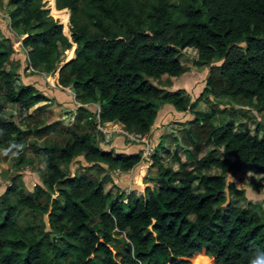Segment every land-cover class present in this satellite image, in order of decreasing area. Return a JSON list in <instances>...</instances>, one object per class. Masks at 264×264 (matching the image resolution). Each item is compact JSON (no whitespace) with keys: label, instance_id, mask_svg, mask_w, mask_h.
I'll use <instances>...</instances> for the list:
<instances>
[{"label":"trees","instance_id":"16d2710c","mask_svg":"<svg viewBox=\"0 0 264 264\" xmlns=\"http://www.w3.org/2000/svg\"><path fill=\"white\" fill-rule=\"evenodd\" d=\"M54 1L57 10H69L70 39L42 0H0V9L12 6L10 26L25 34L22 45L35 69L53 72L75 44L59 83L71 87L81 103L72 124L55 130L38 124L24 131L7 120L4 105L29 110L48 98L31 85H16L15 74L3 68L9 53L0 42V150L14 166L33 164L26 151L43 166L33 192L24 193L11 178L0 195V264H251L264 254V215L251 203L227 201L225 193L227 188L242 194L226 184V174L251 169L264 175V135L236 133L229 122L214 125L213 111L194 112L184 128L196 171L178 182L176 172L154 156L161 171L157 187L109 201L102 180L65 172L77 157L122 172L143 160L139 153L103 150L92 134L95 123L118 122L141 136L150 132L162 104L186 111V90L163 91L148 81L184 73L178 52L186 48L196 51L197 63L221 60L210 66L209 95L264 106V0ZM86 103L99 104L96 120ZM42 136L50 138L38 146L35 139ZM202 142L213 148L197 158ZM217 148L222 155H215ZM194 181L203 192L193 190ZM116 236L122 237L118 258Z\"/></svg>","mask_w":264,"mask_h":264},{"label":"rangeland","instance_id":"374dc122","mask_svg":"<svg viewBox=\"0 0 264 264\" xmlns=\"http://www.w3.org/2000/svg\"><path fill=\"white\" fill-rule=\"evenodd\" d=\"M43 8L47 9L54 19L62 24L61 20L54 16L51 11L49 0H42ZM52 6L55 8V1ZM12 6H4L0 9V42L5 49H8L7 60L3 68L15 74L16 85H31L40 93L44 94L48 100L35 104L29 110H25L19 104L9 103L3 107V116L10 121L17 123L20 128L26 131L34 125H47L55 130L58 127H67L72 124L74 112L81 105L75 101V94L71 87H64L59 83V70L68 62L67 50L63 52L62 62L51 73H43L35 69L29 61L28 49L22 45L25 37L20 30H14L10 26L8 14ZM68 30L63 33L70 39L69 10ZM74 48V44L71 46ZM180 61L186 66V71L176 78L161 76L159 78L150 77L148 81L161 88L163 91L184 89L190 96L188 109L184 112H178L171 104H162L159 107L157 117L149 133L145 135L135 134L127 131L124 126L118 122L98 123L92 134L96 136L98 145L106 151L113 150L118 153H139L143 160L133 169L122 172L116 168H109L105 164L97 169L94 164L86 162L82 157H77L65 166V172L69 176L86 175L94 179L103 181L104 193L109 194V201L117 198L120 194L135 196L145 194V188H156L161 173L159 167L153 164V157L157 156L158 162L176 172V182L183 178L185 173H194L196 171L195 161L189 160L186 150H192V147L183 139L184 128L194 120V112L213 111L215 116L211 119L214 125L229 122L233 124V130L236 133H245L250 131L262 139L264 135V106H257L253 102H232L228 97L215 98L207 93L206 78L210 66L221 64V60L214 59L209 64H200L196 62V51L193 48H186L178 52ZM70 60V59H69ZM90 110L92 118H96L99 104L86 103L84 105ZM234 108V109H233ZM227 110L226 113H223ZM228 111L235 112L234 116L227 115ZM95 113V114H94ZM93 114L95 116H93ZM27 115H32V119H24ZM96 120V119H95ZM86 123V121H83ZM259 128V131L256 130ZM201 139L203 134H199ZM45 138H36L38 146H42ZM32 142L34 139H27ZM205 142L200 145V152L195 154L197 158L204 156L213 146L205 148ZM164 146V147H162ZM218 149V148H217ZM215 153L216 156L222 155V149ZM124 151V152H123ZM167 151V152H165ZM8 152L0 150V195L3 194L9 186L11 178L24 189V193L33 192L35 185L41 184L40 175L43 172V166L39 159L30 151H26V157L32 159L33 164L23 166H14L8 158ZM181 164H184L182 166ZM205 172V170L203 171ZM211 173H220L218 169H211ZM226 184L234 183L235 188L242 194L234 193L225 189L227 201L246 206L251 203L254 210L264 215V175L251 169H245L236 176L226 174ZM195 192H203L198 181L193 182ZM57 192L53 195L55 197ZM108 201V202H109ZM28 214L22 212L21 214ZM44 221L47 219L43 216ZM124 236V234H122ZM112 247L116 258L121 254L122 237L116 236L112 240Z\"/></svg>","mask_w":264,"mask_h":264},{"label":"bare ground","instance_id":"6f19581e","mask_svg":"<svg viewBox=\"0 0 264 264\" xmlns=\"http://www.w3.org/2000/svg\"><path fill=\"white\" fill-rule=\"evenodd\" d=\"M49 1H50V4H51L52 14L61 20L62 24L64 25V31H67L68 30V26L66 24L67 21H68L67 11L65 9H63V10H57L56 7L54 8L52 6L54 0H49ZM73 50H74V48L71 47V49H69L67 51V59L68 60L73 57Z\"/></svg>","mask_w":264,"mask_h":264},{"label":"clouds","instance_id":"9594fccd","mask_svg":"<svg viewBox=\"0 0 264 264\" xmlns=\"http://www.w3.org/2000/svg\"><path fill=\"white\" fill-rule=\"evenodd\" d=\"M251 264H264V254L256 256V258L251 261Z\"/></svg>","mask_w":264,"mask_h":264},{"label":"crops","instance_id":"0c3cea01","mask_svg":"<svg viewBox=\"0 0 264 264\" xmlns=\"http://www.w3.org/2000/svg\"><path fill=\"white\" fill-rule=\"evenodd\" d=\"M73 45V44H72ZM70 49H71V47H70ZM74 49H75V44H74ZM73 57H74V50H73ZM72 57V58H73ZM72 58H70V60L72 59ZM69 61V60H68ZM124 152V151H123Z\"/></svg>","mask_w":264,"mask_h":264},{"label":"built area","instance_id":"2783aa9c","mask_svg":"<svg viewBox=\"0 0 264 264\" xmlns=\"http://www.w3.org/2000/svg\"><path fill=\"white\" fill-rule=\"evenodd\" d=\"M99 113V109H98V112H97V114Z\"/></svg>","mask_w":264,"mask_h":264}]
</instances>
